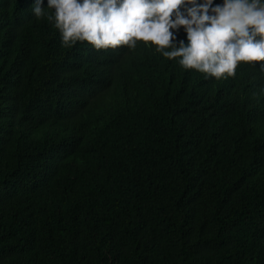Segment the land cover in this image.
Instances as JSON below:
<instances>
[{"label":"trees","instance_id":"1","mask_svg":"<svg viewBox=\"0 0 264 264\" xmlns=\"http://www.w3.org/2000/svg\"><path fill=\"white\" fill-rule=\"evenodd\" d=\"M36 2L0 0V264H264V61L65 46Z\"/></svg>","mask_w":264,"mask_h":264},{"label":"clouds","instance_id":"2","mask_svg":"<svg viewBox=\"0 0 264 264\" xmlns=\"http://www.w3.org/2000/svg\"><path fill=\"white\" fill-rule=\"evenodd\" d=\"M212 5L213 0H48L65 46L86 41L101 50L143 42L170 60L179 58L183 68L217 80L233 77L240 63L264 61V2ZM33 13L44 15L41 0ZM180 28L187 44L177 47L172 30Z\"/></svg>","mask_w":264,"mask_h":264}]
</instances>
